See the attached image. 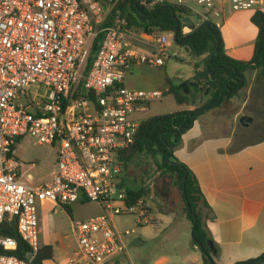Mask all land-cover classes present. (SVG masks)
Listing matches in <instances>:
<instances>
[{"label": "built area", "instance_id": "2783aa9c", "mask_svg": "<svg viewBox=\"0 0 264 264\" xmlns=\"http://www.w3.org/2000/svg\"><path fill=\"white\" fill-rule=\"evenodd\" d=\"M146 9L175 5L192 21L221 28L227 15L258 9L264 0H139ZM101 0H0V225L14 219L28 247L26 259L0 253V264H32L38 249V206L96 203L100 213L71 221L76 264H108L125 253V237L113 217L135 216L138 226L160 227L144 198L130 203L119 154L134 141L138 108L160 99V90L130 89L124 78L134 64L162 67L170 57L167 33L152 35L154 48L132 44L134 28ZM194 23V22H193ZM190 30L183 25L182 33ZM101 33L93 63L83 76L90 46ZM88 93L97 95L95 100ZM56 149V169L35 186L23 180L14 147L23 137ZM33 166V164H31ZM30 178V175H27ZM15 238L0 235V249Z\"/></svg>", "mask_w": 264, "mask_h": 264}, {"label": "rangeland", "instance_id": "374dc122", "mask_svg": "<svg viewBox=\"0 0 264 264\" xmlns=\"http://www.w3.org/2000/svg\"><path fill=\"white\" fill-rule=\"evenodd\" d=\"M113 1L103 2L106 8H110ZM254 10H248V14H252ZM117 19L121 18L117 15L113 16L111 22L114 23ZM193 22L196 27L199 25L195 18H193ZM226 27L227 30L225 27L221 29L227 46L233 48L241 46L240 56L244 59L249 58L253 44L252 39L255 36V26L246 17L239 23L230 22ZM170 40V57L165 60V64L162 67L144 65L142 69L144 74L158 77L161 80L167 76L173 83H178L193 74L195 68H192L191 64L197 61V57L190 55L184 49L180 51V47L174 42L173 34H170ZM232 54L237 56L235 52ZM175 57L187 58V62L179 61ZM250 75L252 72L248 70L245 73V86L232 99V107L224 116V125L228 128V134L243 143L264 138V78L256 77L250 85ZM249 94L250 98L245 107L244 100ZM235 107H242L241 113L250 117L252 121L242 125L240 123L241 116L235 121L232 120L234 112L237 111ZM183 108L184 106L175 102L172 94L165 92L160 99L138 108L133 114V118L140 121L149 116L172 113ZM16 148L15 153L24 165L23 170L27 169V174L30 175V178L23 176V180L28 185L43 184L51 179L52 172L56 169L55 147L37 144L34 139L26 136L19 140ZM158 163H161L159 155L153 157L146 153L137 154L129 161L127 168L122 169L121 179L124 180L128 188H143L145 190L144 200L153 206L154 213L161 220V225L160 227L138 226L135 216L131 214L114 216L113 223L118 231L134 229V233L124 239L125 253L118 255L108 264H188L193 258L202 254L198 246L193 245L191 235L193 224L191 225L186 216L180 191L174 184L171 175L163 173L158 168ZM31 164H33L32 167ZM100 212L96 203L86 200L74 203L73 213L70 212V216L61 206L51 209L38 206V232L41 217L45 214L47 216L44 219L45 223L60 236L66 246L73 250L75 240L71 231V220H86ZM38 244L40 245L39 233ZM73 257L77 260L80 259L78 255Z\"/></svg>", "mask_w": 264, "mask_h": 264}, {"label": "crops", "instance_id": "0c3cea01", "mask_svg": "<svg viewBox=\"0 0 264 264\" xmlns=\"http://www.w3.org/2000/svg\"><path fill=\"white\" fill-rule=\"evenodd\" d=\"M259 9L264 10V4ZM252 14H248V10L233 12L224 20L222 27L227 30L226 26L230 22L239 23L246 17L250 20ZM111 20L112 18L108 16L105 25H109ZM101 35L100 33V40ZM168 35L170 39V34ZM222 35L224 38L223 32ZM256 35L257 28L255 27L249 58L244 59L240 56L241 46L228 47L224 38L227 52L240 60L250 59ZM152 37V35L134 29L131 41L139 51L151 52L154 48ZM170 47L171 40L168 51ZM179 50L183 48L180 47ZM234 52L237 56L232 54ZM175 59L187 62V58L175 57ZM201 59L197 57L196 62H201ZM196 62L191 64L192 68L195 67ZM142 66L144 65L134 64L131 67L124 78V85L130 89L167 92L170 78L166 76L161 80L158 77L144 74ZM201 68L202 65L198 69ZM251 72L250 85L258 77V71L252 70ZM193 74L186 79L191 78ZM239 91L240 89L229 101L223 102L218 107L204 110L192 126L182 134L181 143L173 151L174 156L192 171L202 192L205 202H200L197 210L216 246L215 254H210L215 264H237L255 259L264 253V138L243 143L228 134V128L224 125V116L232 107V99L238 95ZM249 98L250 94L244 100L245 107ZM182 106H184L182 110L194 108L193 106ZM241 109L242 107L237 108L232 120L235 121L238 117L245 115L241 113ZM18 142L14 147V152ZM23 167L24 165L22 172L24 176H27V169L23 170ZM122 182H124L123 179ZM124 186L127 187L125 182ZM41 207L51 209L52 205ZM69 208L73 213V204ZM46 217L45 214L42 215L40 221L39 247L50 245L53 249V257L45 260L44 264H76L74 263L75 257H73L76 256V241L75 248L71 250L45 223ZM188 264H203L202 257H195ZM258 264H264V262Z\"/></svg>", "mask_w": 264, "mask_h": 264}, {"label": "trees", "instance_id": "16d2710c", "mask_svg": "<svg viewBox=\"0 0 264 264\" xmlns=\"http://www.w3.org/2000/svg\"><path fill=\"white\" fill-rule=\"evenodd\" d=\"M108 2V0H101ZM119 16L126 20L130 27L148 34H173L174 42L190 55L202 58L195 65L194 74L189 79L173 83L168 79L167 93L172 94L178 105L193 106V109L180 110L172 113L149 116L140 120L138 131L133 143L120 152L119 159L122 169H126L129 161L137 154L146 153L153 157L158 155L161 163H158L163 173L170 174L174 184L178 187L185 212L191 225L196 217L192 242L201 247L203 264H211L206 253L216 252V246L209 236L205 224L197 207L203 200V195L192 171L180 162L172 153L169 146L174 149L181 143L182 134L189 129L197 117L202 114V108H215L233 97V92L243 88L246 84L245 72L258 71V77L264 78V10L256 9L250 17L251 23L257 28V35L253 45V53L250 59L240 60L227 52L225 40L219 28L210 23L199 24L195 29L183 34V23L180 22L176 31V19L189 15V12L175 5H160L153 9H146L139 0H114L109 16ZM100 44V33L94 38L90 46V52L86 61L83 76L89 71L96 51ZM215 51V52H214ZM214 53V54H213ZM213 54V55H212ZM206 68V64L208 63ZM203 65L201 69H198ZM92 100L97 95L88 93ZM18 142V141H17ZM174 161L176 164L168 162ZM183 178L184 190H183ZM124 185V182H123ZM130 203L144 198L143 188L125 187ZM65 211L70 216L69 206ZM0 235L16 239L17 246L12 251L0 249V253L12 254L21 259L27 258L28 247L23 242L16 230L14 219H5L0 225ZM212 244V249L208 243ZM215 254V253H214ZM53 249L50 245L39 247L32 264H44L45 260L52 259ZM212 259V258H211ZM264 262V253L255 259H250L237 264H258ZM212 264H215L212 262Z\"/></svg>", "mask_w": 264, "mask_h": 264}, {"label": "water", "instance_id": "95a60500", "mask_svg": "<svg viewBox=\"0 0 264 264\" xmlns=\"http://www.w3.org/2000/svg\"><path fill=\"white\" fill-rule=\"evenodd\" d=\"M175 21H176V31H177V29H178V26H179V23H180V22H182V23H183V24H184V25H185L190 31L196 28L195 24L193 23V21H192L189 17H184V18H182L181 20L176 19ZM214 52H215V51H214ZM213 54H214V53H213ZM213 54H212V55H213ZM208 64H209V61H208V63L206 64V68L208 67ZM238 89H239V86H238L237 90H238ZM237 90L234 91L233 94H235V93L237 92ZM206 109H207V108H202V109H200V110L203 111V110H206ZM251 121H252V119H251L250 117H248V116L243 115V116L240 117V123H241L242 125H246L248 122H251ZM169 152H170V153L173 152V148L170 147V146H169ZM167 160H168V158H167ZM168 162L171 163V164H176L174 161H169V160H168ZM184 181H185V178H183V181H182V184H183V190H184ZM193 219H194V222H193L192 229H191V235H192V237H193L194 227H195V224H196V217H195L194 214H193ZM208 245H209V248L212 249V244H211L210 242L208 243ZM197 246H198L199 249H201V247H200V245H199L198 243H197ZM214 253H215V251L213 250L212 254H214ZM205 255H206V257L209 259L210 263L212 264L213 261H212V259H211V255H210V253H206Z\"/></svg>", "mask_w": 264, "mask_h": 264}]
</instances>
